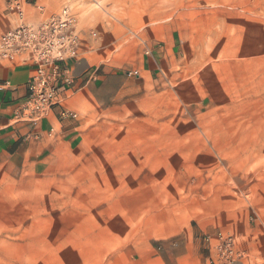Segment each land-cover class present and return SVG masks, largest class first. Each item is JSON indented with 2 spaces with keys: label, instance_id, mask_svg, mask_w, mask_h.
<instances>
[{
  "label": "rangeland",
  "instance_id": "1",
  "mask_svg": "<svg viewBox=\"0 0 264 264\" xmlns=\"http://www.w3.org/2000/svg\"><path fill=\"white\" fill-rule=\"evenodd\" d=\"M114 1L116 6L103 7L98 14L120 26L123 37L113 45L111 57L120 63L121 86L127 93L108 99L104 107L95 106L71 144L42 161L39 172L0 187V264L144 260L145 253L133 246L131 221L119 213L128 206L119 202L120 189L110 188L108 202L98 203V189L89 187L98 178L99 154L110 164L125 150L171 151L199 147L193 144L201 142L211 147V140L199 137L233 133L234 140L228 142L234 144L235 162L241 153L249 157L246 180L264 171V0ZM109 3L113 0L104 4ZM142 20H167L181 39L167 59L169 67L153 81L162 91L156 86L147 91V85L139 83L136 92H129L139 77V57L124 49ZM157 133L168 138L155 139ZM219 235L231 234L217 235L207 264ZM205 238L210 242V236Z\"/></svg>",
  "mask_w": 264,
  "mask_h": 264
},
{
  "label": "crops",
  "instance_id": "2",
  "mask_svg": "<svg viewBox=\"0 0 264 264\" xmlns=\"http://www.w3.org/2000/svg\"><path fill=\"white\" fill-rule=\"evenodd\" d=\"M20 1L27 20L34 24L63 6L72 7L77 14L79 46L71 61L74 93L65 106L79 118L62 117V107L57 105L39 121L16 120L14 110L28 96L27 83L35 66L28 57H0L1 188L39 172L42 161L57 155L63 144H71L95 106L104 107L108 99L127 93L121 86L120 63L111 57L113 45L123 37L120 26L102 20L98 14L103 7L111 10L116 6L114 0L109 4H104L105 0ZM17 25L8 0H0V36ZM136 28L139 32L124 49L139 57L135 63L139 77L131 81L135 87L129 92H136L139 83L146 84L147 91L155 90V86L162 91V85L153 81L169 67L167 59L179 48L180 36L170 31L167 20H142ZM235 136L210 133L199 137L211 140V147L201 142L193 144L199 147L171 151L125 150L110 164L103 163L99 154L98 178L89 187L98 189V203L108 202L110 188L120 189L119 202L128 206L119 213L135 229L133 246L145 253L144 260L136 264H207L218 234L235 237L236 247L244 255L240 264H264V171L251 182L246 180L249 157L240 152L241 158L235 162L234 144L228 142ZM159 137L168 138L161 133L154 136ZM106 170L113 174L103 175ZM206 236L211 237L210 242Z\"/></svg>",
  "mask_w": 264,
  "mask_h": 264
},
{
  "label": "built area",
  "instance_id": "3",
  "mask_svg": "<svg viewBox=\"0 0 264 264\" xmlns=\"http://www.w3.org/2000/svg\"><path fill=\"white\" fill-rule=\"evenodd\" d=\"M8 6L16 14L18 25L0 36V57L10 60L28 57L35 66L27 83L28 96L14 110V118L39 121L57 105L62 107V117L76 118L77 113L67 108L65 102L74 93L71 61L79 46L75 31L77 14L72 7L63 6L57 13L34 24L27 20L20 0H8ZM242 257L233 236L219 235L209 264H237Z\"/></svg>",
  "mask_w": 264,
  "mask_h": 264
}]
</instances>
